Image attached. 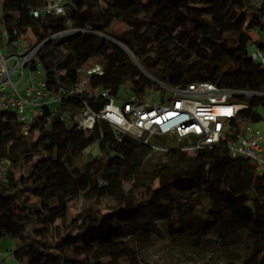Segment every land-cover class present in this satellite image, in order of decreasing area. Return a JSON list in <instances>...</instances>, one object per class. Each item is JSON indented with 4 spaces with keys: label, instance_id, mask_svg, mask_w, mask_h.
<instances>
[{
    "label": "trees",
    "instance_id": "1",
    "mask_svg": "<svg viewBox=\"0 0 264 264\" xmlns=\"http://www.w3.org/2000/svg\"><path fill=\"white\" fill-rule=\"evenodd\" d=\"M251 2L61 0L64 15L33 18L47 0H0L7 52L18 40L29 50L43 43L35 55L49 95L61 98L34 116L27 134L14 113L0 108V240L15 239L17 263L147 264L132 241L149 239L158 222L171 240L198 243L213 235L226 251L238 250L242 264H264V171L229 150L242 127L264 121V69L251 57L252 46L264 51L262 35L256 36L264 31V6ZM113 22L127 29L117 34ZM96 57L103 74L87 77L89 89L69 95L80 83L79 71ZM193 82L246 92L235 98L246 107L214 145L157 152L158 166L143 190L127 185L145 164L134 171L126 166L152 153L150 147L103 121L90 133L72 123L85 103L101 109V91L143 99L159 84ZM94 144L107 156L99 177L71 164ZM190 195L203 196L208 207Z\"/></svg>",
    "mask_w": 264,
    "mask_h": 264
},
{
    "label": "built area",
    "instance_id": "2",
    "mask_svg": "<svg viewBox=\"0 0 264 264\" xmlns=\"http://www.w3.org/2000/svg\"><path fill=\"white\" fill-rule=\"evenodd\" d=\"M251 4L264 6V0H252ZM42 14L64 15L61 0H47L46 5L32 11L31 16L38 18ZM262 38L264 40V35ZM41 45L43 43L29 50L26 41L18 40L11 45L14 52H7L8 34L0 26V108L16 115L23 134H27L34 116L44 107H50L51 103L57 106L61 102L60 97H51L48 93L45 72L35 55ZM251 57L264 69V51L252 46ZM79 74L102 75V66L93 64ZM159 86L158 102L146 94L143 99L135 95L117 98L109 91H101L105 99L101 109L94 111L85 103L72 123L77 129L90 133L103 121L121 137L127 136L157 152L167 151L157 145H163L164 139L170 136L182 151L194 152L224 139L230 133V120L246 107L235 100L239 95H247L246 92L220 88L208 82ZM82 92L78 83L69 95ZM229 150L232 158L245 160L260 172L264 171V127L253 128L252 124L242 127L241 133L229 144Z\"/></svg>",
    "mask_w": 264,
    "mask_h": 264
},
{
    "label": "rangeland",
    "instance_id": "3",
    "mask_svg": "<svg viewBox=\"0 0 264 264\" xmlns=\"http://www.w3.org/2000/svg\"><path fill=\"white\" fill-rule=\"evenodd\" d=\"M111 29L120 34L127 29V25L124 23L113 22ZM68 31L67 33H70ZM263 37L264 31L259 32L258 36ZM100 37H104L99 35ZM53 39V37L51 38ZM111 40V39H109ZM121 49L125 51L129 59H133L130 52H128L125 47L121 44H117ZM51 50V47L48 49ZM56 52V51H54ZM61 52L64 54L65 51L62 49ZM57 53V52H56ZM92 64L103 65V60L101 58H94L91 60ZM35 72V71H34ZM88 76L82 74L80 77V84L82 89H89L88 86ZM26 83V80L24 81ZM25 84L19 87L20 90L24 88ZM146 96L150 97L155 102H158L161 97V91H148ZM168 97L169 95L166 94ZM56 104L51 103L50 108L54 109ZM68 113H64V119L68 126H71L69 119H67ZM253 128L264 127V121L258 124H253ZM157 143V142H156ZM159 144V143H157ZM156 144V145H157ZM161 149H174L176 144L172 142V138L167 136L163 145H157ZM107 160L106 152H100L97 149V145L89 146L82 154V156L71 162L72 168L79 171L85 172L93 177H99L101 174L103 164ZM145 161H147L145 163ZM159 160L157 157V151H152L148 156L136 155L134 156L126 166L127 170L134 171L144 164V169L141 176L136 178L135 181L127 185V188L133 189V191H140L145 189L152 179L151 169L158 166ZM156 181L154 185H156ZM192 199L196 201L199 207L207 208L208 201L200 195H190ZM202 214V211H198ZM204 217V216H203ZM242 237L245 235L241 234ZM134 245V251L138 259L147 264H242L241 255L238 250L233 252L226 251L215 236H209L200 242H194L189 239L171 240L163 230V226L156 222L154 223V232L149 239H136L132 241ZM15 249V239L5 238L0 240V255L13 254ZM23 264V263H22Z\"/></svg>",
    "mask_w": 264,
    "mask_h": 264
},
{
    "label": "crops",
    "instance_id": "4",
    "mask_svg": "<svg viewBox=\"0 0 264 264\" xmlns=\"http://www.w3.org/2000/svg\"><path fill=\"white\" fill-rule=\"evenodd\" d=\"M0 264H20V263H17L15 261L13 254H9V255L2 254V256L0 255Z\"/></svg>",
    "mask_w": 264,
    "mask_h": 264
}]
</instances>
